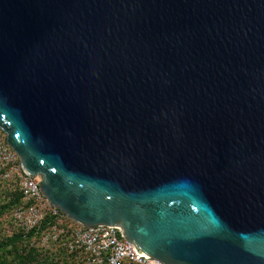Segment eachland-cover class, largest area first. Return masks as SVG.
<instances>
[{
    "label": "water",
    "instance_id": "95a60500",
    "mask_svg": "<svg viewBox=\"0 0 264 264\" xmlns=\"http://www.w3.org/2000/svg\"><path fill=\"white\" fill-rule=\"evenodd\" d=\"M0 130L142 259L264 264V0H0Z\"/></svg>",
    "mask_w": 264,
    "mask_h": 264
},
{
    "label": "built area",
    "instance_id": "2783aa9c",
    "mask_svg": "<svg viewBox=\"0 0 264 264\" xmlns=\"http://www.w3.org/2000/svg\"><path fill=\"white\" fill-rule=\"evenodd\" d=\"M40 181L38 175L28 176L21 171L0 130V185L17 193L16 204L5 214L9 237L20 235L23 244L38 247L58 264H157L139 257L124 241L118 227L85 228L65 218L39 193ZM48 218L54 223L47 222L41 228ZM60 219H67L68 223L61 224Z\"/></svg>",
    "mask_w": 264,
    "mask_h": 264
},
{
    "label": "rangeland",
    "instance_id": "374dc122",
    "mask_svg": "<svg viewBox=\"0 0 264 264\" xmlns=\"http://www.w3.org/2000/svg\"><path fill=\"white\" fill-rule=\"evenodd\" d=\"M17 193L16 191L11 188H4L0 185V241L4 240L5 238H9L8 233L10 228L8 226L7 218H6V213L10 210L9 208V203L14 202L16 199ZM61 224H67L68 221L67 219H60ZM27 246L25 247L23 244L21 246H16L14 251H17L20 256H23L25 252L27 251ZM57 248V247H55ZM32 249V254L30 258H32L33 263H41L43 258L48 257L44 255L38 247H31L30 250ZM58 250V249H57ZM49 264H58L57 261L55 263L54 260H48Z\"/></svg>",
    "mask_w": 264,
    "mask_h": 264
},
{
    "label": "trees",
    "instance_id": "16d2710c",
    "mask_svg": "<svg viewBox=\"0 0 264 264\" xmlns=\"http://www.w3.org/2000/svg\"><path fill=\"white\" fill-rule=\"evenodd\" d=\"M17 200L15 199L14 202L9 203V208L13 207L16 204ZM10 208V209H11ZM54 223V219L48 218L45 219V222L41 225V228L45 227V223ZM30 234L27 235V239L30 238ZM23 240H21V236L14 234L10 236L9 238H5L4 240L0 241V264H49L47 258H43L41 263H33L32 258L30 254H32V249L30 250V247H28L27 244L22 243ZM23 244L25 247L27 246V251L23 256H20L19 253L15 250V247L21 246Z\"/></svg>",
    "mask_w": 264,
    "mask_h": 264
}]
</instances>
